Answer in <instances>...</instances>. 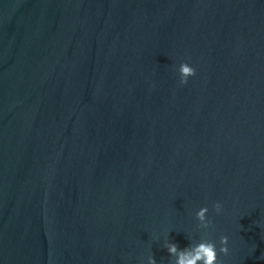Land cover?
Segmentation results:
<instances>
[{
  "label": "water",
  "instance_id": "95a60500",
  "mask_svg": "<svg viewBox=\"0 0 264 264\" xmlns=\"http://www.w3.org/2000/svg\"><path fill=\"white\" fill-rule=\"evenodd\" d=\"M223 235L264 264V0H0V264Z\"/></svg>",
  "mask_w": 264,
  "mask_h": 264
},
{
  "label": "clouds",
  "instance_id": "9594fccd",
  "mask_svg": "<svg viewBox=\"0 0 264 264\" xmlns=\"http://www.w3.org/2000/svg\"><path fill=\"white\" fill-rule=\"evenodd\" d=\"M179 83L187 85L190 77L196 75V68L188 62H182L178 67ZM215 212L221 213L223 205L220 202L214 205ZM208 207H201L196 213V218L199 221V229L208 230L212 227L213 221L209 218ZM219 248L217 242L212 239H200L195 244L181 249L178 244L168 241L166 248L171 256L175 257L174 264H222L219 259L220 254L227 255L229 253V237L223 235L219 240ZM149 264H157L155 257L149 259Z\"/></svg>",
  "mask_w": 264,
  "mask_h": 264
}]
</instances>
